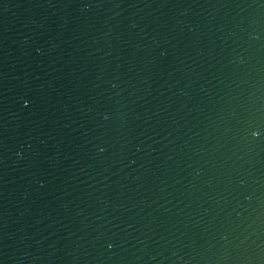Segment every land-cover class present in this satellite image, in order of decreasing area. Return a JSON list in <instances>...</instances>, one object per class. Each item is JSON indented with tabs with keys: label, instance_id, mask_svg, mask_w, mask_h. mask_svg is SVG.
I'll return each mask as SVG.
<instances>
[{
	"label": "water",
	"instance_id": "1",
	"mask_svg": "<svg viewBox=\"0 0 264 264\" xmlns=\"http://www.w3.org/2000/svg\"><path fill=\"white\" fill-rule=\"evenodd\" d=\"M0 264H264V0H0Z\"/></svg>",
	"mask_w": 264,
	"mask_h": 264
},
{
	"label": "snow or ice",
	"instance_id": "2",
	"mask_svg": "<svg viewBox=\"0 0 264 264\" xmlns=\"http://www.w3.org/2000/svg\"><path fill=\"white\" fill-rule=\"evenodd\" d=\"M25 103L27 104V103H28V101L26 100V101H25Z\"/></svg>",
	"mask_w": 264,
	"mask_h": 264
}]
</instances>
